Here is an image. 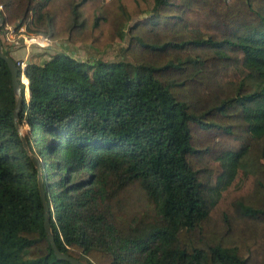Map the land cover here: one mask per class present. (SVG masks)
Masks as SVG:
<instances>
[{
  "label": "trees",
  "instance_id": "16d2710c",
  "mask_svg": "<svg viewBox=\"0 0 264 264\" xmlns=\"http://www.w3.org/2000/svg\"><path fill=\"white\" fill-rule=\"evenodd\" d=\"M0 3V33L24 25L104 49L125 30L118 60L57 53L28 61L26 84L18 69V122L61 252L84 264H264V0ZM16 101L0 57V264H71L45 232ZM134 185L153 220L122 216Z\"/></svg>",
  "mask_w": 264,
  "mask_h": 264
},
{
  "label": "rangeland",
  "instance_id": "374dc122",
  "mask_svg": "<svg viewBox=\"0 0 264 264\" xmlns=\"http://www.w3.org/2000/svg\"><path fill=\"white\" fill-rule=\"evenodd\" d=\"M147 14L148 13H145L144 16ZM144 16H141L140 18ZM124 37H125V30L123 32L121 39H119L114 44L106 46L104 49H97V48L95 49L91 46L82 45V44L70 45L61 40L57 42L55 41L56 44L54 42V44H52V46L50 47L37 48L34 46H30L28 49H25L24 47H19L15 51L9 49L7 50L9 52V55L14 60L26 59L27 61L35 62V63H42L44 61H47L49 58H51L53 55L57 53H68L74 58L79 60H84L88 57H93L95 59H99L102 61H113V60H118L121 57H124L123 48L126 43L124 41ZM220 139H222V137H220ZM201 140H204L205 142L207 141L206 137L204 136L202 137ZM219 158L216 157L214 160L212 159L208 161V165L212 166L213 171L218 166V161L222 160ZM118 201L120 203H123V207H121L120 210L123 217H127L128 214L134 213L137 217H141L144 219H146L147 217L148 220L150 221L155 218V212L153 206L147 203L143 192L139 189L137 185L128 186L126 192H124L119 197Z\"/></svg>",
  "mask_w": 264,
  "mask_h": 264
},
{
  "label": "water",
  "instance_id": "95a60500",
  "mask_svg": "<svg viewBox=\"0 0 264 264\" xmlns=\"http://www.w3.org/2000/svg\"><path fill=\"white\" fill-rule=\"evenodd\" d=\"M2 23H3V19L0 15V26L2 25ZM0 57L7 63V66L10 70L12 88H13V91H14L16 98H17L16 105H15L14 112H13L14 124L19 131V135L21 137V140L23 141V146L26 148L27 153L29 154L31 161L37 170V183H38L40 197H41V201H42L43 209H44V229H45V232L47 234L50 245L53 249L55 256L58 259L66 260L71 264H84L83 262L75 259L74 257H71V256L61 252L56 246L54 235L51 232V225H50V220H49V210L47 207V203L45 201V193H44V189H43V179H42V175H41L40 159L37 156L29 153L27 142H26V140H25V138L21 132V128H20V125L18 122L19 110H20V101H21V87L19 84L18 76H17L18 68L16 66L14 59L10 55H6L4 53L1 39H0ZM28 97H29V89H28Z\"/></svg>",
  "mask_w": 264,
  "mask_h": 264
},
{
  "label": "built area",
  "instance_id": "2783aa9c",
  "mask_svg": "<svg viewBox=\"0 0 264 264\" xmlns=\"http://www.w3.org/2000/svg\"><path fill=\"white\" fill-rule=\"evenodd\" d=\"M2 9L3 5L0 3V10ZM0 36L2 47L6 50L9 49L13 51L17 50L19 47H24L25 49H28L30 46L37 48L50 47L55 42L41 34H28L24 25L20 26L18 29L14 26L6 25L1 28ZM14 61L21 72V76L24 75L28 61L26 59H17Z\"/></svg>",
  "mask_w": 264,
  "mask_h": 264
},
{
  "label": "bare ground",
  "instance_id": "6f19581e",
  "mask_svg": "<svg viewBox=\"0 0 264 264\" xmlns=\"http://www.w3.org/2000/svg\"><path fill=\"white\" fill-rule=\"evenodd\" d=\"M20 79H21V81H23V83L25 84V82H26V77L24 76V75H22L21 77H20ZM21 128V127H20ZM22 132V131H21Z\"/></svg>",
  "mask_w": 264,
  "mask_h": 264
}]
</instances>
